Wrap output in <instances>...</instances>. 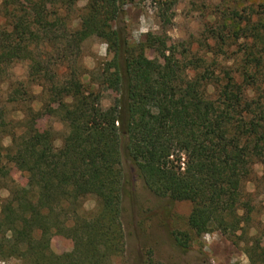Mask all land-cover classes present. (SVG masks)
<instances>
[{"label":"trees","instance_id":"trees-1","mask_svg":"<svg viewBox=\"0 0 264 264\" xmlns=\"http://www.w3.org/2000/svg\"><path fill=\"white\" fill-rule=\"evenodd\" d=\"M78 1L0 0V85L13 63L27 62V81L56 96L48 111L67 127L55 147L50 132L36 130L38 113L24 99L32 92L18 83L7 93L13 113L0 106V173L12 164L30 180L0 199V261L116 264L125 250V154L151 193L191 205L186 231L174 234L183 252L194 239L219 232L244 244L249 264H264V228L247 238L254 206L245 191L254 182L264 207V4L222 0L214 7L205 23L206 53L226 54L229 41H241L234 63L220 67L197 55L167 62L162 53L163 63L148 58L162 40L147 33L130 43L117 26L137 0H85L73 19ZM149 1L166 31L181 0ZM91 37L106 45L104 69L83 65L82 44ZM163 52L173 56L171 48ZM92 86L114 91L113 105L103 108ZM255 164L262 167L258 177ZM88 197L95 200L89 212ZM54 233L71 242L58 261L47 246Z\"/></svg>","mask_w":264,"mask_h":264},{"label":"rangeland","instance_id":"rangeland-1","mask_svg":"<svg viewBox=\"0 0 264 264\" xmlns=\"http://www.w3.org/2000/svg\"><path fill=\"white\" fill-rule=\"evenodd\" d=\"M222 0H181L175 7L171 26L165 31L161 28L149 0H137L133 5L125 8L123 19H119L117 26L125 27L126 38L130 43L137 44L145 39L147 33L155 35L162 40V47L157 50H147L148 58L156 62H164L161 54L167 57V62L174 59H188L192 55L204 57L207 61L215 60L217 66L230 67L234 63L238 43L229 41L226 54H207L203 41L205 37V23L214 13V7ZM86 1L79 0L73 19L82 11ZM264 0H250L248 4L255 8ZM122 18V17H121ZM208 45L215 48V42L208 40ZM171 48L173 56L163 50ZM215 50V49H214ZM82 62L86 69L97 71L104 69L110 59L106 55V45L95 37H91L82 44ZM238 57V56H236ZM212 66L213 69L214 67ZM110 69V68H109ZM112 70V68H111ZM110 70V71H111ZM7 79L0 85V106H5L9 113H13V105L7 104V93L16 83L21 84V91H30L35 97L34 101L25 99V105L30 104L38 113L34 122L36 130L44 135L51 133L53 145L60 147L63 137L67 133V127L57 117L49 113L48 109L55 108L56 96L53 93H41L38 86L27 81L28 63L21 61L13 63L7 70ZM89 84V78L82 79ZM61 85V83H56ZM48 86V85H47ZM58 86L57 88H61ZM63 87V86H62ZM264 87V83L262 85ZM101 93V105L108 108L113 105L117 94L111 89L97 86L91 87ZM211 92V88L209 89ZM28 93V92H27ZM64 101H69L66 98ZM24 105V107H25ZM6 147L8 138L2 141ZM124 172V185L122 195L121 223L125 237V250L123 256L116 264H145L148 259L155 264H249L244 254L242 242L233 244L231 240L219 232H211L194 239L190 248L183 252L174 240V234L178 231H186V219L191 205L187 202H173L168 198L157 197L146 188L143 182L136 176L125 154L122 156ZM255 176L262 174L259 164L253 166ZM28 188L30 180L27 175L12 164H7L6 169L0 173V199L4 201L9 196V190L13 186ZM245 191L252 195L254 211L251 215L250 229L247 238L255 237L257 230L264 228L263 197L260 190L255 188L254 182L245 184ZM95 200L88 197L83 201V209L87 212L94 210ZM264 248V237L260 239ZM49 255L53 260L63 259L71 249V242L61 234H52L47 242ZM0 264H19L16 260L0 261Z\"/></svg>","mask_w":264,"mask_h":264}]
</instances>
